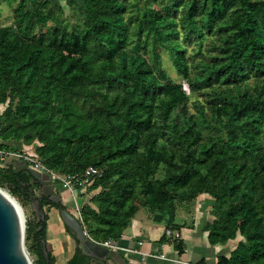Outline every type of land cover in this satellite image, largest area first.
Segmentation results:
<instances>
[{"label": "trees", "instance_id": "16d2710c", "mask_svg": "<svg viewBox=\"0 0 264 264\" xmlns=\"http://www.w3.org/2000/svg\"><path fill=\"white\" fill-rule=\"evenodd\" d=\"M66 3L76 16L71 25L56 20L35 31L62 5L19 0L11 25L0 27V148L37 139L34 151L49 168L67 175L99 168L89 187L99 190L79 204L95 240L113 244L139 207L178 229L177 202L206 192L214 215L205 225L208 241L241 236L216 264H264V0H169L157 9L150 0ZM180 28L185 40L214 34L191 62V76ZM127 43L135 44L128 50ZM149 46L167 49L189 89H202L194 111L157 53L149 61L139 51ZM102 88L113 95L98 102ZM1 162L0 182L29 204L31 176ZM44 205L63 207L47 196ZM31 214L25 239L33 264H46L47 214ZM174 242L181 253L182 240ZM67 264L93 263L77 248Z\"/></svg>", "mask_w": 264, "mask_h": 264}, {"label": "crops", "instance_id": "0c3cea01", "mask_svg": "<svg viewBox=\"0 0 264 264\" xmlns=\"http://www.w3.org/2000/svg\"><path fill=\"white\" fill-rule=\"evenodd\" d=\"M18 1L0 0V16L2 17L7 11L12 12ZM31 1L33 0H28V7L31 6ZM49 1L52 4L62 5L67 2V0ZM14 145L21 150V145L24 144L17 142ZM14 161L15 159L7 158L1 164L13 167ZM55 190L61 196L60 202L63 207L74 214V204L79 203L75 194H73L74 199L71 198L72 195L68 194L67 188L60 183L56 184ZM212 205L213 198L208 193L201 192L197 195L195 203L176 209L175 221L184 224L178 229L166 228L163 222H156L151 218L146 207H139L112 248L128 264H191L192 262L216 264L217 257L220 254H228L235 243L227 241L225 244H211L208 241V230L205 229V225L214 218L211 213ZM43 208L47 214L45 241L54 257L53 264H67L79 244L62 220L60 209L48 205H44ZM163 234L165 239L159 242ZM175 238H180L183 242L181 253L175 249ZM105 264H113V262L107 261Z\"/></svg>", "mask_w": 264, "mask_h": 264}, {"label": "water", "instance_id": "95a60500", "mask_svg": "<svg viewBox=\"0 0 264 264\" xmlns=\"http://www.w3.org/2000/svg\"><path fill=\"white\" fill-rule=\"evenodd\" d=\"M13 167L15 172L25 171L31 176L28 181L32 191L29 195L30 205L36 213L37 220H43L42 196H47L53 201H61V196L55 190L57 183L50 174L28 166L24 160H15ZM61 205L63 206L62 203ZM60 215L79 240L78 248L81 253L86 255L91 263L105 264L111 261L115 264H128L111 246L89 236L78 218L66 208H60ZM40 227L41 225L38 226ZM24 231L25 216L21 204L17 207L0 188V264H33L24 246ZM41 249L46 264H49V247L44 238L41 239Z\"/></svg>", "mask_w": 264, "mask_h": 264}, {"label": "rangeland", "instance_id": "374dc122", "mask_svg": "<svg viewBox=\"0 0 264 264\" xmlns=\"http://www.w3.org/2000/svg\"><path fill=\"white\" fill-rule=\"evenodd\" d=\"M139 1L141 3H143L145 0H139ZM150 1H151L152 7L157 9L161 6V4L163 2H167L169 0H150ZM62 7H63V11L61 13L57 12V10H56L55 14L47 22H43V23L37 25L35 28V31H38V30L44 31L49 24L54 23L56 20H60V22L62 24L63 23H67L69 25L73 24L76 21V16L73 13L71 7H69V5L67 3L63 4ZM12 18H13V12H11V11H7V13L4 14L2 17L0 16V27L5 26V25H11ZM178 39L181 43L184 44V46L186 48V56L188 55V63H189V75L191 76L195 72L193 65H190L191 62L192 63L197 62L203 56V54H205V52L207 51V47L209 46L210 40L214 39V34L206 33V34H204V36L202 38L194 37L191 40H185L182 38V29L180 28ZM134 44L135 43H127L126 47H124V48L130 50L134 46ZM139 51H141V53L149 61H152L154 53H157L162 69L166 72V74L169 76V78L172 81L181 84V89L184 91L185 95H187L185 103H186V105L190 111H194L193 102L195 100H199V101L204 102V95L202 94V89H196L194 91L189 89V85H188L186 78L182 74H180L177 71V69L175 68L174 63H173L172 58H171V55H170V52L167 49H165L163 47H159V46L155 47V48H152L151 46H149L145 50L141 49ZM120 54L117 56V59L120 58ZM112 95H113L112 91H106L105 88H102L101 93L97 96V101L103 102V100L110 98ZM179 103H177L176 108L180 107ZM5 106H6V103H0V112L4 109ZM100 124L102 125V123H100ZM38 144H39V141H37V139H35L29 144H24L26 146L21 145L22 146L21 150L36 149V146ZM136 157L138 159H141V160L145 159V157H146L145 151L143 149H140L136 153ZM94 168H95L96 174L100 173L99 168H97L95 165H94ZM62 174L69 176L66 173H62ZM92 182L93 181H90V182L84 183V184H79V182L74 181L72 183L73 188H74V192H70L67 189L69 191L68 194L72 195L71 198H73V199H74L73 194H75V196L77 198V202H79L78 204H84L90 198V196L92 194H94V192H97L99 190V187L89 189ZM0 188H2V189L4 188V190H6L8 193L10 192L8 185L6 183L0 182ZM10 194L13 195L11 192H10ZM13 196L19 201V203L21 204V206L23 208V212H24V216H25V225H26V219L32 218V214H31L32 207H31L30 203L27 205H23L21 203V201H22L21 198H19L16 195H13ZM195 200H196V198L191 200V201H185V202L179 201V202H177V209L179 207H184V206L188 207L189 205H192L193 203H195ZM103 235H104V232L102 231L100 233V238ZM239 238H241V236L237 233L234 238L229 239L228 241L236 244V242L239 240ZM97 241H100V240H97ZM30 243H31L30 240L25 239V231H24V246H25V249L27 250V252L29 254V257H30L32 263H33V260L35 259L36 256L29 250ZM113 264H115V263L113 262Z\"/></svg>", "mask_w": 264, "mask_h": 264}, {"label": "built area", "instance_id": "2783aa9c", "mask_svg": "<svg viewBox=\"0 0 264 264\" xmlns=\"http://www.w3.org/2000/svg\"><path fill=\"white\" fill-rule=\"evenodd\" d=\"M7 158L15 159V160H24L27 162V165L37 169L41 172H45L51 175V178L56 182L64 185L70 192H74L73 182H79V184L88 183L93 181V176L95 173V168L93 165L87 166L83 172L75 173L69 176H66L59 171L47 167L37 156L34 149L32 150H9L0 148V161H4ZM75 211L74 214L82 224V217L80 212V206L78 203L74 205ZM83 226V225H82ZM84 227V226H83ZM102 243L108 244L113 247V244L109 241H104ZM191 264H200L197 262H192Z\"/></svg>", "mask_w": 264, "mask_h": 264}, {"label": "bare ground", "instance_id": "6f19581e", "mask_svg": "<svg viewBox=\"0 0 264 264\" xmlns=\"http://www.w3.org/2000/svg\"><path fill=\"white\" fill-rule=\"evenodd\" d=\"M2 189V188H1ZM6 194H8V196L11 198V200L14 202V204L18 207V205L20 204L19 201L10 194V192L8 193L6 190H4V188L2 189Z\"/></svg>", "mask_w": 264, "mask_h": 264}]
</instances>
